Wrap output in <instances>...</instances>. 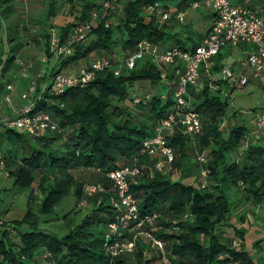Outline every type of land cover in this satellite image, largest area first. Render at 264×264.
Listing matches in <instances>:
<instances>
[{"label":"trees","instance_id":"obj_1","mask_svg":"<svg viewBox=\"0 0 264 264\" xmlns=\"http://www.w3.org/2000/svg\"><path fill=\"white\" fill-rule=\"evenodd\" d=\"M66 2L72 5V0ZM77 3L75 23L57 29L61 43L76 24L87 21L102 5L101 0ZM154 3L156 0H120L121 14L116 22L105 28L108 20L99 21L88 42L74 46L73 55L63 59L62 66L92 57L131 54L141 41L164 48L170 40L164 27L156 16L146 21L143 14V8ZM55 4V0L48 4V18L56 15ZM161 8L166 10L165 6ZM179 45L177 42L173 46L183 49ZM213 59L216 64L210 75L222 68V54ZM113 72L97 73L85 87L69 89L61 96H49L46 91L34 103L33 112L49 114L57 125L58 132L47 133L51 137L32 138L4 131L10 145L20 152L16 168L6 172L13 180L12 188L15 192L32 191L22 218L0 223V264H38L37 259L45 255L44 261L49 264H107L103 237L114 216L110 202L115 193L105 176L130 166L134 160H138L142 174L130 181V193L138 201L140 215L157 216L152 229L147 230L163 243L168 264H255L243 249L244 227L248 224H244V212L232 217L238 205L258 211L264 208V147L258 142L248 143L249 130L242 125L220 128L229 104L209 86L223 83L203 80L199 87L188 88L193 109L200 116L201 134L193 139L176 130L168 138L174 160L157 171L155 164L161 160L140 155V150L172 107L171 93L165 91L160 71L147 60L136 63L130 71L122 69L118 76ZM166 79L174 90V70ZM140 83L148 84L154 93L146 105L132 106L130 91ZM165 92L167 97L163 98ZM61 133L70 137L64 144ZM192 151L206 159L205 180L200 178L202 167L190 160ZM78 169L96 171L100 179L96 184L103 187V192L84 196L83 186H75L69 174ZM70 195L76 202L85 200L89 207L62 218L66 222L63 236L40 231L41 218L52 214ZM235 239L240 242L237 246L233 245ZM258 244L253 246L257 248ZM162 260L147 241L139 239L134 252L121 257L117 264H163Z\"/></svg>","mask_w":264,"mask_h":264},{"label":"built area","instance_id":"obj_2","mask_svg":"<svg viewBox=\"0 0 264 264\" xmlns=\"http://www.w3.org/2000/svg\"><path fill=\"white\" fill-rule=\"evenodd\" d=\"M117 2L118 0L104 1L97 11L90 14L87 21L74 26L63 43L59 41L57 31L50 30L49 48L55 59L69 58L73 55L74 46L87 43L92 29L99 21L108 18V11ZM188 9L191 11L209 9L213 13L211 27L201 42L192 49L184 50L178 47L164 49L141 41L131 54L121 55L117 59L95 58L75 73H57L46 90L49 96H61L69 89L85 87L97 73L114 69L113 75L118 76L122 69L130 71L134 69L136 63L144 60L149 61L160 71L162 84L168 86L166 69L173 68L177 79L172 95L173 105L166 117L155 126L152 136L142 142L140 150V155L161 160L155 164L157 171H162L164 166L169 167L174 160V152L168 145V138L176 130L180 129L190 137L200 134V116L193 109L188 88L197 87L200 67L210 62L224 48H236L242 45L246 47V52L235 68L224 67L220 70V82L237 89L259 85L264 98V18L256 16L247 5H231L227 0H199L190 3ZM143 14L146 20L151 16H157L161 22H167L173 18L178 23H182L186 17L185 11L162 10L159 3L143 8ZM109 26L110 24L105 21L104 27ZM6 90L11 91V86H7ZM33 90L34 84L20 98L25 100ZM150 98V93H144L141 96L131 94L132 106L146 105ZM5 100L8 101V98L6 97ZM33 107L34 103L23 107L17 116L4 120L0 128L4 131L23 133L32 138L58 132L57 125L50 115L45 112H33ZM263 128L264 114H258L253 119L251 130L253 133H258ZM195 161L202 167L200 178L205 180L207 174L203 166L206 164V159L200 155ZM0 171L7 177L1 157ZM141 174L142 167L138 160H134L130 166L113 170L105 176L115 193V198L110 202L114 209V216L108 223L103 237L107 264H117L121 257L131 255L139 239L147 241L150 247L162 256L163 264H168L164 259L163 243L156 240L149 232L157 216L140 215L138 201L130 193V181ZM102 192L103 187L100 184L83 187L84 196L89 197ZM45 258L46 255L42 260ZM261 264H264V261Z\"/></svg>","mask_w":264,"mask_h":264},{"label":"crops","instance_id":"obj_3","mask_svg":"<svg viewBox=\"0 0 264 264\" xmlns=\"http://www.w3.org/2000/svg\"><path fill=\"white\" fill-rule=\"evenodd\" d=\"M50 1L51 0H0V124L6 119L17 116L23 107L33 104L37 100L41 99L43 97L42 95L50 87L53 75L58 72L75 73L81 67L88 65L92 60H94V57H92L88 61H79L77 63L62 66L61 61L65 58L60 60L55 59L49 46L47 45V43L49 44L47 36L49 37V32L52 29L57 31L58 28L66 24L75 23L74 20L77 17L79 7L77 5V0H72V5L67 3L66 0H55V7L57 8L56 15L48 18V4ZM103 1L105 0H101V3ZM227 1L231 5H247L256 16L264 18V0ZM156 3H159L161 7L165 6L166 9H169L171 12H186L185 20L182 23H178L173 18L167 22H161L159 17L156 16L159 24L164 27L166 36L170 38L164 49L175 47L173 45L177 42L184 50L192 49L201 42L202 38L211 27L213 21L212 11L209 9H199L196 11L189 10L187 7L190 3H192L191 0H156ZM116 6L120 12L121 5L119 1ZM245 52L246 47L242 45L236 48H224L220 52L223 56L222 68H235ZM126 54L127 53L121 55ZM121 55L117 54L112 58L117 59ZM215 64L216 61L212 59L210 62L200 67L197 87L201 85L203 80L220 82L219 73L214 75L209 74L210 69ZM172 70L174 69L169 67L166 69V72L170 74ZM32 84H34V90L27 95L25 100H22L20 98L21 95L27 93ZM7 86H11L12 90L7 91ZM209 87L213 91H219L220 97L226 95L224 99L229 98V96H231L237 89L226 84H223L220 87L210 84ZM245 88L249 90H259L263 94L262 88L259 85H251ZM165 91H170L171 99L173 100V88H171L169 83ZM167 92L163 93L165 94L163 98L167 97ZM6 97L8 98V101L5 100ZM235 115L237 117L239 116L236 113ZM249 127H251L250 123L247 127L249 133L246 137V141L249 140L247 142H251L252 144H256L258 142L263 145L264 132L259 135L252 132V135H254L252 136L250 135V130L252 128ZM220 128H224V125L221 123ZM45 136L51 137L52 134H45ZM62 137V144L66 143L68 139H70V137H67L66 134H62ZM7 142L4 130L0 128V157L2 159L4 158L5 173H9L16 168V160L20 157V152L18 151L17 146H12L10 144L7 145ZM69 174L73 178L75 186L82 185L84 187L85 182L83 178L91 179V181H95V183H98L100 180L99 174L94 170H70ZM4 178L10 179L9 176H4ZM199 181H201L200 178ZM109 183L108 188L110 189V192H112ZM66 198H69V201H64V198L62 200L63 203L61 202L60 204L62 205L60 210L66 209L65 215H68L72 211L82 209L83 207H85V209L89 207L85 200L76 202L75 198L71 195ZM27 199L28 196L26 197V201ZM259 213H261V211ZM10 214H7V216ZM253 214H255V212ZM42 222L43 221L40 223L42 224ZM248 227L250 228L251 226L248 225ZM262 228L264 230V226ZM260 230L262 229H252V231L255 232ZM255 250L261 252L259 257L257 259H253V261L255 264H261L264 261V238L259 241L258 247L255 248Z\"/></svg>","mask_w":264,"mask_h":264},{"label":"rangeland","instance_id":"obj_4","mask_svg":"<svg viewBox=\"0 0 264 264\" xmlns=\"http://www.w3.org/2000/svg\"><path fill=\"white\" fill-rule=\"evenodd\" d=\"M120 2V0H118ZM120 15L119 9H117V6L115 4L112 5V8L107 13V22L111 25L112 23H115ZM214 87V86H212ZM131 94L136 96H141L144 93H154L151 89L148 88V84L146 83H140L135 84L133 88L131 89ZM226 97L222 96L221 98L224 99ZM229 104V109L225 115V118L222 119L221 124L224 125V128H228L230 124L233 125H242L245 128L248 127L249 123L252 128V122L256 115L258 114H264V98L262 96V93L259 90H249L247 88L238 90L229 96V98L226 99ZM233 113V114H232ZM236 114L239 116L237 117ZM235 115V116H234ZM245 121V123H244ZM264 132V128L260 130L257 135ZM250 135H252V130H250ZM254 136V135H252ZM249 141V140H247ZM7 145L10 143L7 142ZM4 146V145H3ZM264 147V144L262 145ZM19 154V153H18ZM190 160L191 162L195 163V159L197 156L196 151H192L190 153ZM4 173L0 172V223H12L14 221H19L22 216L24 215L26 211V197L29 193H31L32 189H26L21 192H15L12 188L13 180L12 179H5ZM176 176V175H175ZM84 179V186L86 185H95V181L92 182L91 179ZM197 180L199 181V176L197 177ZM239 192H237L238 194ZM38 193H36L37 195ZM236 194V195H237ZM38 196V195H37ZM235 196V195H234ZM69 198H65L64 201H69ZM63 203V202H62ZM59 207L55 208L53 213L50 214L47 217H42L39 225V230L43 231L46 234L53 235V236H63L65 234V223L62 219L66 214V209L60 210ZM68 208V207H67ZM68 210V209H67ZM82 210H85V207L82 208ZM11 212V214H10ZM233 217H236L237 215H240V213L244 212L245 221L244 224L249 223L251 227L249 228L248 225H246L244 228L246 230V233L244 235V251L249 254V256L252 259H257L259 257V254L261 251L255 250V247L253 246V243L259 242L264 238V230H263V224H264V208L260 211L252 208L251 206H240L238 205L235 210L233 211ZM255 212V214H253ZM7 214H10L7 216ZM71 217L67 218V221H69ZM48 222V223H46ZM262 229L258 232L252 231V229ZM226 230V229H225ZM231 233V231H228ZM11 234H14L11 232ZM13 241H17L16 238H12ZM239 240L235 239L233 240V245L237 246L239 245ZM38 264H49L44 260H41L40 258L36 261Z\"/></svg>","mask_w":264,"mask_h":264}]
</instances>
